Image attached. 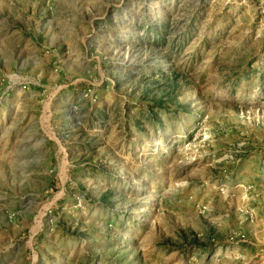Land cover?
<instances>
[{"label": "rangeland", "instance_id": "1", "mask_svg": "<svg viewBox=\"0 0 264 264\" xmlns=\"http://www.w3.org/2000/svg\"><path fill=\"white\" fill-rule=\"evenodd\" d=\"M0 264H264V0H0Z\"/></svg>", "mask_w": 264, "mask_h": 264}]
</instances>
